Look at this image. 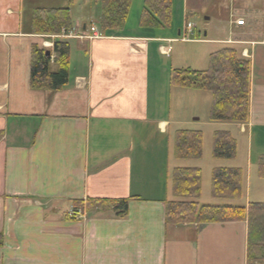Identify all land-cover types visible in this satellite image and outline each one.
I'll return each mask as SVG.
<instances>
[{"label":"crops","instance_id":"obj_1","mask_svg":"<svg viewBox=\"0 0 264 264\" xmlns=\"http://www.w3.org/2000/svg\"><path fill=\"white\" fill-rule=\"evenodd\" d=\"M141 1L138 11L132 1L121 30L93 41H58L70 48L68 84L49 91L30 85L32 49L51 42L49 34L32 31L34 13L68 10L73 29L94 26L102 32L101 0L94 7L92 0H0V264H247V221L167 224L172 170L196 168L195 163L178 165L193 160L175 159L174 148L169 160L165 144L154 138L135 140L151 131L163 137L174 126L151 112L152 96L159 103L161 96L151 77L165 58H174L178 47L171 44L232 46L250 54L248 123H211L234 126L247 143L245 165L229 167L243 171L241 207L264 203L259 167L264 156V0L262 10L256 9L257 0H244L245 27L232 24L235 0H172L167 31L140 27ZM227 1L228 12L221 7ZM74 4L79 13L73 20ZM206 5L216 11L220 38L209 40L204 32L202 39L197 30V17L207 26L213 19L206 17ZM131 15L137 30L128 27ZM187 22L195 23L199 41L173 42ZM228 40L244 44H225ZM216 52H208V58ZM58 71L52 61L49 72ZM88 199L132 201L128 216L118 219L104 208L79 214L74 203ZM223 206L232 205L215 207Z\"/></svg>","mask_w":264,"mask_h":264},{"label":"trees","instance_id":"obj_2","mask_svg":"<svg viewBox=\"0 0 264 264\" xmlns=\"http://www.w3.org/2000/svg\"><path fill=\"white\" fill-rule=\"evenodd\" d=\"M133 0H101L100 28L105 34L126 26ZM140 27L167 31L172 26V0H144ZM36 34H56L72 29L68 10H38L32 22ZM57 73L49 72L50 58L34 47L31 52L30 85L34 90L58 91L68 84L70 48L67 43L54 45ZM251 61L233 47L224 48L209 57L207 70L180 69L173 72L172 85L176 88L207 92L212 95L209 121L224 124H246L250 118ZM203 135L195 130H180L176 134L174 157L177 160H198L202 157ZM237 142L230 132L216 131L213 136V157L233 160ZM260 176L264 178V156L260 159ZM201 170L176 167L171 173L173 200L165 204L168 225L248 223L247 264H261L264 260V203L241 206H202ZM244 175L239 168H214L212 197L222 201H239L243 197ZM132 199L77 201V212L109 209L118 219L128 216ZM4 246L0 233V248Z\"/></svg>","mask_w":264,"mask_h":264},{"label":"rangeland","instance_id":"obj_3","mask_svg":"<svg viewBox=\"0 0 264 264\" xmlns=\"http://www.w3.org/2000/svg\"><path fill=\"white\" fill-rule=\"evenodd\" d=\"M92 7H94V1L92 0ZM136 6L134 8L135 11L139 10V5L142 4V1L135 0ZM257 8L258 10H262L263 7V0H257ZM246 2V1H245ZM244 0H235L232 4V9L235 10L236 14L244 15L243 11L246 9ZM29 5L28 2H26ZM99 5V4H98ZM208 7V16H213L212 21L207 26L203 19L197 17V30H199L202 39H206L204 36V32H208L209 40L214 39L216 36L218 38L219 35H222V31L219 30L217 15H215L216 11L212 10V7L206 5ZM32 7V6H30ZM42 8V5H40ZM206 7V8H207ZM221 7H226L230 10V4L224 2L222 3ZM70 10L72 13V18L74 20L75 14L78 15V6L76 4L70 6ZM203 14L202 16H204ZM205 17V16H204ZM235 18V16H234ZM95 25L99 23L95 22ZM136 25V21L132 20V15L128 22V27L131 30H137L134 26ZM234 25V24H233ZM100 26V25H98ZM225 37V35H224ZM226 38V37H225ZM179 43V42H177ZM172 47H178L174 51L173 55L174 58L172 59H164L162 66L158 69L153 71L151 80L154 82L155 85L159 86V91L161 96L160 103L152 96V110L151 112L158 116L159 119H167L169 121L174 122V126L169 130L168 134L163 137H158L155 133L157 132H150L148 133V138H144V136L140 139L136 137V142H150L152 138H154L155 142L165 144L167 147L166 155L170 160L172 156V149L175 145L176 139V132L179 130H190L188 128H192V130H199V132L203 135V149H202V157L198 160H193L189 162H178V165L185 164V163H195L196 168L201 170V197L199 199V203L202 206H217V204H228L233 206H242L245 204L244 199L242 201H222L217 200L212 197L211 193V181H212V171L214 168H229L235 166H244L246 163V141L245 138H241L240 133L236 131V128L232 125H224V127H219L218 125L213 126L212 123L209 121V113L212 106V95L207 92H196L194 90H186L180 88H174L172 86V76L173 72L179 69H187L193 68L194 70L204 71L207 70L209 66L208 61V52H216L220 48H226L227 46L223 45H211V46H200V45H192V44H171ZM181 47H187V53H184L181 50ZM212 47V48H207ZM206 50L207 53L203 55V51ZM211 50V51H208ZM189 55V56H188ZM193 93L196 96H192ZM159 107V109H158ZM194 120H199V122H194ZM184 124H186L184 126ZM227 131L231 132L234 138L237 140V154L236 158L233 160H217L213 157V136L216 131ZM154 133V134H153ZM224 161V162H220ZM226 166V167H221ZM167 169V163L165 167V171ZM163 172V171H161ZM170 177V176H169ZM171 186V180H170ZM174 199V198H173ZM264 264V262H263Z\"/></svg>","mask_w":264,"mask_h":264},{"label":"built area","instance_id":"obj_4","mask_svg":"<svg viewBox=\"0 0 264 264\" xmlns=\"http://www.w3.org/2000/svg\"><path fill=\"white\" fill-rule=\"evenodd\" d=\"M237 24L240 25V26L244 25V20H242V19L241 20H238L237 21ZM191 28H192V25H188L187 31H190ZM92 32H93V34L91 36L84 35V36H79V38L80 39H88V40H93V39L100 38V35L97 34V32H96L95 29H92ZM59 37H61V38H69V37H73V35L72 34H70V35H61ZM183 40L184 41L187 40V34L184 36V39Z\"/></svg>","mask_w":264,"mask_h":264},{"label":"water","instance_id":"obj_5","mask_svg":"<svg viewBox=\"0 0 264 264\" xmlns=\"http://www.w3.org/2000/svg\"><path fill=\"white\" fill-rule=\"evenodd\" d=\"M46 57H50V52L45 53Z\"/></svg>","mask_w":264,"mask_h":264}]
</instances>
